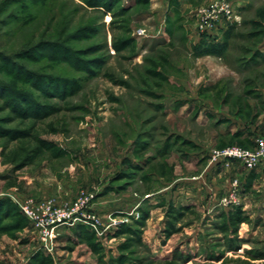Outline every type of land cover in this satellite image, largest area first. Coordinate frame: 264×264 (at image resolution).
I'll use <instances>...</instances> for the list:
<instances>
[{
  "label": "rangeland",
  "instance_id": "374dc122",
  "mask_svg": "<svg viewBox=\"0 0 264 264\" xmlns=\"http://www.w3.org/2000/svg\"><path fill=\"white\" fill-rule=\"evenodd\" d=\"M212 1L0 0V264H264L263 187L210 160L264 136V0L196 54ZM90 196L51 252L19 209Z\"/></svg>",
  "mask_w": 264,
  "mask_h": 264
},
{
  "label": "built area",
  "instance_id": "2783aa9c",
  "mask_svg": "<svg viewBox=\"0 0 264 264\" xmlns=\"http://www.w3.org/2000/svg\"><path fill=\"white\" fill-rule=\"evenodd\" d=\"M237 0H214L207 7L198 11V18L202 21L199 24L202 33L217 30L223 23L235 22L234 7ZM213 163H224L229 166L232 162L238 161L247 170H253L264 164V136L255 139L254 149H243L238 146L228 147L221 150H213L210 154ZM234 186H237L235 181ZM235 192L231 193V200ZM93 196L82 197L77 200L70 209H54L47 206L46 210H37L32 201L19 204V209L24 216L31 221L34 228L41 234L42 249L46 252L53 250L52 242L56 239L55 231L64 225L74 226L75 224L88 223L97 229L96 217L86 214L88 205ZM86 212V213H85Z\"/></svg>",
  "mask_w": 264,
  "mask_h": 264
},
{
  "label": "crops",
  "instance_id": "0c3cea01",
  "mask_svg": "<svg viewBox=\"0 0 264 264\" xmlns=\"http://www.w3.org/2000/svg\"><path fill=\"white\" fill-rule=\"evenodd\" d=\"M239 2V0H238ZM248 2V1H247ZM246 2V3H247ZM244 3V1H243ZM249 3V2H248ZM241 5V4H238ZM224 26L221 28L220 30L223 29ZM218 32H220L218 30ZM216 32V33H218ZM199 42V40H196V44ZM260 95L263 96V109H264V91H259ZM227 120H229V130L226 132V134L231 133L233 136L241 133L243 134L244 138H246V141H254V134L257 133L258 128L257 126L253 125V126H245L242 122H240V120L238 119H234L233 116H230V118H227ZM234 128V130H233ZM221 167H223V170L229 171V172H233V176H231L230 178H232L233 180L235 179H239L240 177H242L244 179V183L246 184V186L248 188L247 191H250L251 189L257 188L258 187H263L264 189V164L260 165L255 172L251 173L249 170H247L246 168H244L238 161H234L231 163L230 166H226L225 164H221ZM218 165V163L215 164V166ZM240 169V170H239ZM246 173V174H245ZM231 179V180H232ZM246 187V188H247ZM260 191V190H258ZM264 195V192H263ZM233 208V206L231 205V209Z\"/></svg>",
  "mask_w": 264,
  "mask_h": 264
},
{
  "label": "trees",
  "instance_id": "16d2710c",
  "mask_svg": "<svg viewBox=\"0 0 264 264\" xmlns=\"http://www.w3.org/2000/svg\"><path fill=\"white\" fill-rule=\"evenodd\" d=\"M222 27L223 26H221V28ZM234 30H235L234 24H231V25L228 24V25L224 26L223 29L219 30L220 33L219 32L218 33H216V32H213V33H209V32L202 33L199 42L193 46L194 52L196 54H202V55H206V54L222 55L228 49L229 39L234 37L233 36ZM219 34H222V38L223 39L221 38V40H218L220 38L218 36ZM57 51H59V50H57ZM54 57L57 58L56 55H54ZM234 136L239 137V136H242V134L238 133V134H236ZM247 143L249 144V146H247L245 148H254L255 147V141H247ZM19 159H20L19 156H15L12 159V161L13 162H17ZM256 169L249 170V171L251 173H253V172L256 171ZM241 210L242 209L239 208V207L233 209L230 212V216H229L230 221H234V222L236 221L237 223L243 221L244 218L242 216V211ZM223 216H225V215H223ZM258 254L261 257H264V253L263 252H260Z\"/></svg>",
  "mask_w": 264,
  "mask_h": 264
}]
</instances>
